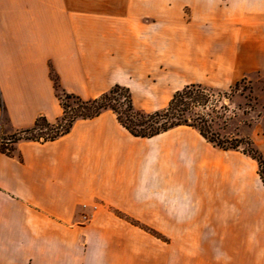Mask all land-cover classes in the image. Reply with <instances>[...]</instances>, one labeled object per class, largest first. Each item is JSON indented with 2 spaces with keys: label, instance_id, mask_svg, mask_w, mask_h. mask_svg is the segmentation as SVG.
<instances>
[{
  "label": "crops",
  "instance_id": "crops-1",
  "mask_svg": "<svg viewBox=\"0 0 264 264\" xmlns=\"http://www.w3.org/2000/svg\"><path fill=\"white\" fill-rule=\"evenodd\" d=\"M257 71L264 73V0H0V121L13 131L62 115L54 75L85 99L126 87L137 108L152 112L188 84L223 89ZM143 166L191 186L183 209L203 198L216 228L264 234L254 158L214 145L190 125L135 138L107 109L53 140L22 139L11 154L0 152V264H77L76 254L29 250L31 242L63 225L66 234L77 229L79 190L106 210L145 206L136 181L126 182ZM159 184L150 187L154 210ZM28 204L41 209L33 219L41 229L32 233Z\"/></svg>",
  "mask_w": 264,
  "mask_h": 264
},
{
  "label": "rangeland",
  "instance_id": "rangeland-1",
  "mask_svg": "<svg viewBox=\"0 0 264 264\" xmlns=\"http://www.w3.org/2000/svg\"><path fill=\"white\" fill-rule=\"evenodd\" d=\"M217 91L221 92L220 95ZM213 108L216 122L212 132H219L221 139L236 138L242 148H258L256 143L264 144L263 72L246 76L233 92L228 88L215 89L214 96L205 108H200V112L205 114ZM12 133V129L0 125V148L10 146L7 139ZM134 178H128L126 182L136 181L135 192L144 200L145 206L127 205L128 210L111 206L106 210L91 193L79 190V204L72 216L73 220L79 221L77 229L66 234L63 225L61 231L55 228L46 233L48 237L39 234L29 250L35 246L39 251L60 250L76 254L77 264H264V234L256 228L247 232L239 228L237 232L234 225L216 228L213 211L203 198L198 205L183 209L187 192L194 191L191 186L186 187L181 178L174 177L165 182L161 177L155 178L148 166L137 171ZM155 181L160 184L159 202L154 210L155 203L152 204L151 200L155 196L150 187ZM4 193L8 198L16 199L11 192ZM95 207H98L96 218L87 220L91 208ZM24 211L30 222V233L35 228L41 229L33 221L41 209L28 204ZM9 212L17 217V207L12 206ZM257 220L263 225V218Z\"/></svg>",
  "mask_w": 264,
  "mask_h": 264
},
{
  "label": "trees",
  "instance_id": "trees-1",
  "mask_svg": "<svg viewBox=\"0 0 264 264\" xmlns=\"http://www.w3.org/2000/svg\"><path fill=\"white\" fill-rule=\"evenodd\" d=\"M53 79L57 96L63 108L62 115L53 122L43 115L38 116L32 126L13 131L7 139V145L10 146H4L0 148V151L11 154L14 143L22 139L53 140L67 133L77 119L91 118L110 109L115 112L119 122L136 136L150 137L178 125L196 127L214 145L223 149H240L256 158L259 164V174L264 183V156L261 151L254 146L242 148L236 138L235 140L221 139L219 132H212V126L216 122L212 115L214 108L205 114L200 112V108H205L214 96V90L219 88L201 83L188 84L177 90L165 107L149 112L134 105L130 90L126 87L115 85L98 97L85 99L63 90L55 75ZM245 79L246 77H243L234 82L228 89L233 92ZM217 93L220 95L221 92L217 91ZM0 104L4 110L1 97ZM0 125L4 126V122L0 121Z\"/></svg>",
  "mask_w": 264,
  "mask_h": 264
}]
</instances>
